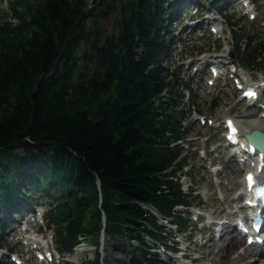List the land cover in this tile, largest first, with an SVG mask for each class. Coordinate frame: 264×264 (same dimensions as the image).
Instances as JSON below:
<instances>
[{
	"label": "trees",
	"instance_id": "16d2710c",
	"mask_svg": "<svg viewBox=\"0 0 264 264\" xmlns=\"http://www.w3.org/2000/svg\"><path fill=\"white\" fill-rule=\"evenodd\" d=\"M8 2L17 22H0V210L19 214L22 201L48 198L61 250L73 253L87 236L98 246L105 228L124 252L115 264H168L148 243L168 242L150 208L186 229L176 206L195 200L178 175L188 164L178 144L187 113L163 64L174 2ZM238 50L258 69L264 41ZM82 264H103L99 250Z\"/></svg>",
	"mask_w": 264,
	"mask_h": 264
},
{
	"label": "rangeland",
	"instance_id": "374dc122",
	"mask_svg": "<svg viewBox=\"0 0 264 264\" xmlns=\"http://www.w3.org/2000/svg\"><path fill=\"white\" fill-rule=\"evenodd\" d=\"M170 1L176 2V0ZM256 1L252 3V7L256 8L253 9L256 13V18L254 19H252L249 14L251 10L248 9L250 8H246L244 3L241 4V0H215L214 5L220 4L222 6V13L220 14H213L212 8H210L211 5L205 0H192L183 7H181L178 2L171 5L167 4L169 5V9L170 7L171 9L166 11V19L172 25L171 31L173 37L171 40L170 52L163 58V64L169 67L170 70L176 72L178 85L175 87L177 92L174 98L176 100L177 109L182 107L187 113L186 118L183 120V126L185 124L189 129L187 138L179 142V148L183 151L182 153L188 156V165L181 174L180 182L186 192L189 188L192 189L191 191L193 196H195V201H202L201 203H203V205L200 209L202 211H205V204L208 203V195L206 192L208 190L207 186L210 183L209 181L217 184L216 190H218L217 197L219 199H223L224 196L228 195L225 190L226 188L218 186L221 177L215 172L217 168H222L227 163L232 170H239V180L243 181L244 177V166L237 163L234 157L228 161L227 155H229V150L224 145L226 143L224 137L226 133L224 125L225 117L232 116L234 118H240L241 112L253 113L259 112L260 109L256 106H248L245 100L239 102L242 98V94L234 87L228 75H223L222 78L216 81L215 85H211L209 83L211 72L208 66L201 65L200 59L206 56L211 57L213 55L222 54L228 55L233 61L241 65L244 63L241 53L238 50L240 43L247 41L249 38H252L254 42L264 41V0ZM9 17L13 22H17V19H14L12 16V10L8 0H0V22ZM204 21H209V25H204ZM193 22L201 23L199 26H195ZM105 23L111 26L113 19L107 18ZM213 23L218 24L217 28L219 32L216 31L212 33L210 31V25ZM232 24L236 26L233 27ZM82 49L88 53L87 48L83 47ZM232 52L234 54L230 55ZM223 60L227 61V59ZM221 64L223 70L227 71L226 64L224 62ZM197 67L200 69L196 70ZM257 67L259 68L258 71L249 70L248 67H246V69L248 70L247 76L255 83L259 84L261 83V79H264V53ZM165 95L168 97V92H165ZM200 117H203L205 122H202ZM208 119H213L214 124H211ZM218 145H220V149H222L224 153L225 163L223 160L222 162L216 161L215 157L218 154L217 152L210 154ZM20 153L22 154V152ZM227 168L226 170H228ZM225 181L228 182L227 179H225ZM234 193H236V191L230 195H235ZM36 202L39 203L37 206H39L42 211H46L50 206L49 200L44 199L42 201L39 198ZM196 204L197 202L194 203V205ZM32 206L34 205L26 207L28 209ZM224 208L226 209L223 211L224 214L221 216L222 218H225L227 216L225 213L229 211H231L229 213L235 214V218L244 213L238 209L239 207L236 208L235 205L232 208L228 206ZM196 210L198 209L195 207L190 211L183 210L185 211L184 217L189 227L186 229L187 232L185 235L181 234V236H191V242L195 240L199 241L201 244L203 240L207 239L212 233L209 232L210 230L205 232L200 230L205 222L193 226V213ZM0 211L2 213V215L0 214L1 224L5 212L2 208ZM206 211L208 214L210 213L207 209ZM26 212L27 210L22 216L14 213V211L10 213L11 221L8 223L9 227H7L8 224L6 225L7 229L3 236L4 243L7 247L0 249L1 262L11 263V255L6 253L13 252L19 255L21 254L20 257L24 260L23 264H38L35 263L34 258L27 260L28 255L26 250L29 246L26 245V242L31 237L43 241L44 244L53 245L55 248L53 237H51V233L48 227H46L47 221L45 220L42 225L39 221L40 215H38V218L29 215L25 223H20L22 220L21 218L26 216ZM227 219L228 218H225L224 220L226 221ZM210 220L211 219L207 218L206 222ZM38 228V233H36L35 230ZM195 229L198 230L196 231ZM201 233L203 234L201 235ZM177 234L176 232L174 237H177L173 238L172 243L177 239H181V236ZM106 237L107 240L102 241V245L100 243L98 246L99 248H103L105 262L107 264H115L117 258L124 257V252L120 247L116 246L113 241L108 240L109 235H106ZM94 240V237L91 236L81 237L80 243L76 246L73 253H64L63 258L60 259L62 264H81L89 258L93 259L96 251ZM186 243L190 244L192 248L195 246L189 242ZM180 246H184V243L180 244ZM196 249L200 250L188 251L191 257L203 256L207 251L206 248L201 247L199 244H196ZM55 250L58 252L57 248H55ZM160 253L170 264H191L190 260L176 262L170 259V255L180 254H169L163 250H161ZM212 255H217L216 248L212 250ZM215 257L218 259L219 255ZM197 264H212V259L210 256H205L202 260L197 262Z\"/></svg>",
	"mask_w": 264,
	"mask_h": 264
},
{
	"label": "bare ground",
	"instance_id": "6f19581e",
	"mask_svg": "<svg viewBox=\"0 0 264 264\" xmlns=\"http://www.w3.org/2000/svg\"><path fill=\"white\" fill-rule=\"evenodd\" d=\"M251 12L253 11H250V13ZM240 101L241 99L239 100V102ZM241 113L242 114L240 115V118H236L234 120L240 125L243 134L249 133L254 129H260L264 132V117H261V114L264 113V108L260 109L259 112ZM214 152L218 153L215 157L216 161L222 162L223 160V162L225 163L226 160H224V153L222 149H220V145L212 150L210 154H213ZM227 156L228 161H230L233 157L232 154H229ZM228 165L229 164L226 163L222 168L219 167L216 169V174L221 177L218 186L226 188L225 190L228 195L224 196L223 199H219L217 197L218 190H216L217 184L209 181L210 183L207 186L208 190L206 194L208 195V203H206L205 206L206 209L210 212L209 216L213 217L214 219L212 221V226L210 228H206V230H212L213 225H217V219H222L221 216H223L224 214L223 211L226 209L224 208L225 206L232 208L234 204L238 202V199L241 198V193H239L238 195L236 193H234L235 195L230 194L243 188L245 183L244 181L238 179L239 170H232ZM226 168L228 170H226ZM225 179H227L228 182H226ZM242 207L243 206L241 205L240 211H243V209H241ZM229 212L225 213L228 217H233V215L235 216L234 213ZM223 228L224 231L218 240L215 239V234H212L207 239L203 240L200 246L206 248L207 251L203 256L201 255L195 258H191L192 262H199L205 256H210L212 259V264H264V244L260 248H257V246L255 245H248L246 244L245 238L239 233L236 234L230 224L224 222ZM202 231L205 232L204 230ZM34 242H36L35 239ZM214 248L217 249V255H212V250H214ZM189 250L190 247L188 245H185V248H183L182 250V253L184 254L183 258L189 256ZM218 255L219 257L217 259L215 256ZM181 258L182 256H176L172 257L171 259L177 262L180 261Z\"/></svg>",
	"mask_w": 264,
	"mask_h": 264
},
{
	"label": "water",
	"instance_id": "95a60500",
	"mask_svg": "<svg viewBox=\"0 0 264 264\" xmlns=\"http://www.w3.org/2000/svg\"><path fill=\"white\" fill-rule=\"evenodd\" d=\"M246 137L250 143L256 144L260 150L264 151V132L263 131H261L260 129H254L252 132L247 134Z\"/></svg>",
	"mask_w": 264,
	"mask_h": 264
},
{
	"label": "snow or ice",
	"instance_id": "6c2138e0",
	"mask_svg": "<svg viewBox=\"0 0 264 264\" xmlns=\"http://www.w3.org/2000/svg\"><path fill=\"white\" fill-rule=\"evenodd\" d=\"M250 95H254V93H250ZM233 131H235V129H234ZM248 180H249V182H250V184H251V182H252V180H253V177L250 175V176L248 177Z\"/></svg>",
	"mask_w": 264,
	"mask_h": 264
}]
</instances>
